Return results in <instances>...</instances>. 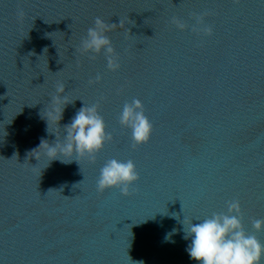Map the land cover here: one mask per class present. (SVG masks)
Segmentation results:
<instances>
[{
    "label": "water",
    "instance_id": "1",
    "mask_svg": "<svg viewBox=\"0 0 264 264\" xmlns=\"http://www.w3.org/2000/svg\"><path fill=\"white\" fill-rule=\"evenodd\" d=\"M193 13H208L212 36L192 31ZM96 17L116 24V72L76 51ZM57 82L73 100L58 135L99 102L113 140L95 163L29 155L56 139L42 112ZM133 99L154 126L135 149L118 119ZM113 158L136 165L129 196L96 190ZM233 200L264 244L251 223L264 219V0H0V264H197L183 219Z\"/></svg>",
    "mask_w": 264,
    "mask_h": 264
},
{
    "label": "clouds",
    "instance_id": "2",
    "mask_svg": "<svg viewBox=\"0 0 264 264\" xmlns=\"http://www.w3.org/2000/svg\"><path fill=\"white\" fill-rule=\"evenodd\" d=\"M239 2L240 0H233L235 4ZM17 15L23 18L25 13L22 8L18 9ZM207 15L208 13L192 14L196 22L192 26L194 33L208 37L213 35L212 26L205 24ZM171 24L180 31L188 28L187 23L176 16L171 18ZM115 25H109L100 17H96L94 25L87 29L86 35L82 37L76 48V51L81 54L103 53L107 61V69L113 72L120 69V58L106 33ZM95 58L96 55L89 56L91 60ZM102 78V75L98 73L88 83L90 85L98 83ZM65 89L64 82H57L55 91L50 95V102L42 112V117L47 124L46 131L55 134V141L49 143L48 140L41 138L38 147L32 149L29 155L34 156L39 162L46 160L47 166L54 160L67 164L73 160L79 162L81 158H87L95 163L97 154L103 150L105 144L113 140L112 134L107 131L104 118L98 111L99 102L81 107L71 122L63 126L62 136L58 135L57 131L51 130L53 125L57 130H61L60 121L63 118L64 109L73 101L66 95ZM118 119L122 127L131 130L133 149L150 141L154 126L145 115L144 105L140 99H133L131 103L125 102ZM36 168L37 166L33 167V169ZM139 179L133 160L109 159L100 168L96 190L103 193L107 189L117 188L121 195L129 196L132 185ZM243 218L239 200L228 202L226 213L214 212L203 219L184 218L182 221L184 238L191 241L186 249L190 258L197 264H262L264 244L255 234L245 231ZM193 220L199 222L193 223ZM251 223L255 232L264 231V219H253ZM165 239L167 240L168 236Z\"/></svg>",
    "mask_w": 264,
    "mask_h": 264
}]
</instances>
